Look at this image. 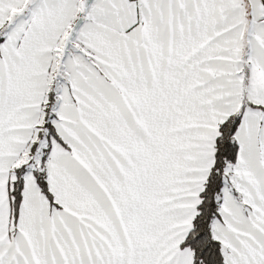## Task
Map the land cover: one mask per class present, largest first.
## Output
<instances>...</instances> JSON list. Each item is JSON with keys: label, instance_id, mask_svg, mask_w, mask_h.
<instances>
[{"label": "snow or ice", "instance_id": "1", "mask_svg": "<svg viewBox=\"0 0 264 264\" xmlns=\"http://www.w3.org/2000/svg\"><path fill=\"white\" fill-rule=\"evenodd\" d=\"M0 264H264V0H0Z\"/></svg>", "mask_w": 264, "mask_h": 264}]
</instances>
